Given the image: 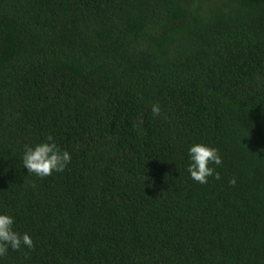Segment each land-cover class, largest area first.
<instances>
[{
    "label": "trees",
    "instance_id": "obj_1",
    "mask_svg": "<svg viewBox=\"0 0 264 264\" xmlns=\"http://www.w3.org/2000/svg\"><path fill=\"white\" fill-rule=\"evenodd\" d=\"M0 214V264H264V0H0Z\"/></svg>",
    "mask_w": 264,
    "mask_h": 264
},
{
    "label": "clouds",
    "instance_id": "obj_2",
    "mask_svg": "<svg viewBox=\"0 0 264 264\" xmlns=\"http://www.w3.org/2000/svg\"><path fill=\"white\" fill-rule=\"evenodd\" d=\"M161 112L158 104H153L152 113L159 116ZM189 157L191 163L187 171L191 178L200 183L206 184L208 177H214L220 180V173L213 167L222 164V157L219 150L209 145L198 143L194 144L189 149ZM23 166L30 174H35L38 177H46L53 173L63 172L71 163V153L67 150H62L54 138L49 135L47 140L36 144L34 147L25 145L23 154ZM235 185V178L229 181ZM14 217L8 214H0V257H5L9 248L19 250L22 246L29 249H34L35 244L28 233L20 234L14 230Z\"/></svg>",
    "mask_w": 264,
    "mask_h": 264
}]
</instances>
